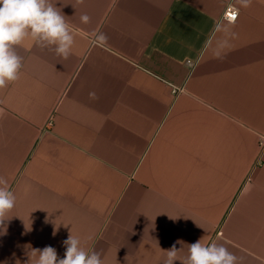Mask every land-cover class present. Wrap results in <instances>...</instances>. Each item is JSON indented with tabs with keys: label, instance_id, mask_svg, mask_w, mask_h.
I'll use <instances>...</instances> for the list:
<instances>
[{
	"label": "crops",
	"instance_id": "1",
	"mask_svg": "<svg viewBox=\"0 0 264 264\" xmlns=\"http://www.w3.org/2000/svg\"><path fill=\"white\" fill-rule=\"evenodd\" d=\"M53 3L70 57L26 38L0 89V176L16 196L0 264L45 246L62 259L70 232L104 264H163L201 238L264 264V0Z\"/></svg>",
	"mask_w": 264,
	"mask_h": 264
},
{
	"label": "clouds",
	"instance_id": "2",
	"mask_svg": "<svg viewBox=\"0 0 264 264\" xmlns=\"http://www.w3.org/2000/svg\"><path fill=\"white\" fill-rule=\"evenodd\" d=\"M83 2L77 0V3ZM242 2L247 7L251 0ZM80 21L89 24L91 18L84 13ZM89 35L94 45L107 43L108 37L103 32L93 31ZM29 37L41 48L51 47L64 60L71 55L74 34L66 16L53 0H0V89L20 78L22 57L17 54L15 46ZM15 204L14 192L9 189L7 180L0 176V229L6 230L7 214ZM201 239L187 244V254L184 256L180 255L184 243L179 240L169 249L162 250L166 253L163 264H239V258L224 245L217 242L204 244ZM176 244H181V247L178 249ZM63 245L66 249L64 258L58 259L56 249L45 246L31 250L28 264H104L100 253L86 250L81 240L71 232Z\"/></svg>",
	"mask_w": 264,
	"mask_h": 264
},
{
	"label": "built area",
	"instance_id": "3",
	"mask_svg": "<svg viewBox=\"0 0 264 264\" xmlns=\"http://www.w3.org/2000/svg\"><path fill=\"white\" fill-rule=\"evenodd\" d=\"M237 16L238 10L232 4H228L222 13V18L229 22H233L237 18ZM188 64H191V62L188 61ZM260 144L264 146V138H262Z\"/></svg>",
	"mask_w": 264,
	"mask_h": 264
}]
</instances>
